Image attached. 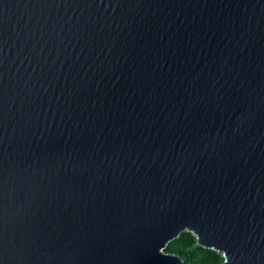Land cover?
<instances>
[{
	"label": "water",
	"instance_id": "95a60500",
	"mask_svg": "<svg viewBox=\"0 0 264 264\" xmlns=\"http://www.w3.org/2000/svg\"><path fill=\"white\" fill-rule=\"evenodd\" d=\"M264 264V0H0V264Z\"/></svg>",
	"mask_w": 264,
	"mask_h": 264
},
{
	"label": "trees",
	"instance_id": "16d2710c",
	"mask_svg": "<svg viewBox=\"0 0 264 264\" xmlns=\"http://www.w3.org/2000/svg\"><path fill=\"white\" fill-rule=\"evenodd\" d=\"M165 253L178 255L184 264H221L222 256L211 249L202 248L197 244L196 238L189 232H183L180 236L170 241Z\"/></svg>",
	"mask_w": 264,
	"mask_h": 264
}]
</instances>
